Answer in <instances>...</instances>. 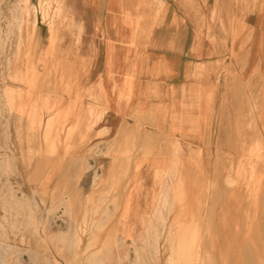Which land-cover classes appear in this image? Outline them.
Listing matches in <instances>:
<instances>
[{"label": "crops", "instance_id": "crops-1", "mask_svg": "<svg viewBox=\"0 0 264 264\" xmlns=\"http://www.w3.org/2000/svg\"><path fill=\"white\" fill-rule=\"evenodd\" d=\"M77 2L97 71L70 81L91 84L98 139L146 149L124 226L157 250L173 227L179 264H264V0Z\"/></svg>", "mask_w": 264, "mask_h": 264}, {"label": "rangeland", "instance_id": "rangeland-1", "mask_svg": "<svg viewBox=\"0 0 264 264\" xmlns=\"http://www.w3.org/2000/svg\"><path fill=\"white\" fill-rule=\"evenodd\" d=\"M47 1L41 8L38 0L29 1L39 23L27 44L16 33L19 0H0V264H90L92 258L103 264H179L173 260V227L157 250L139 241L137 227L124 226V169L146 149L135 137L115 144L98 139L103 135L93 129L100 114L93 113L91 88L77 89L91 84L70 81L97 71L90 17H77L80 0ZM41 10L53 19L51 27ZM72 12L84 21L83 33L70 23ZM52 116L58 122L49 129ZM108 159L119 171L110 186ZM102 190L107 198L96 206ZM167 206L165 218L172 213Z\"/></svg>", "mask_w": 264, "mask_h": 264}, {"label": "bare ground", "instance_id": "bare-ground-1", "mask_svg": "<svg viewBox=\"0 0 264 264\" xmlns=\"http://www.w3.org/2000/svg\"><path fill=\"white\" fill-rule=\"evenodd\" d=\"M29 1L30 0H19V14L15 15V24L17 27V34L19 35L18 38V42H21L22 35L24 37L25 42L28 44L30 42V39H32L34 33L36 32V30L38 29V23L39 20L37 18V11L36 9L33 10V16L31 17V13L29 12ZM39 4H40V8L41 7H45L48 1L47 0H38ZM49 8V7H48ZM65 8V7H64ZM64 10V9H63ZM62 10V12H63ZM61 12V13H62ZM55 13V12H54ZM74 13H70L69 14V18H70V23L72 25L77 26V28L83 33L84 28H85V23L84 21L81 19L79 21H76L74 19ZM61 15V14H60ZM41 17L43 21L48 20L49 21V25L50 27L53 25V19L50 18V15L48 12H46L45 10H41ZM54 18V17H53ZM57 18V17H56ZM60 19V18H59ZM56 20V19H55ZM58 21V20H57ZM25 24V28L23 27ZM68 24V23H67ZM55 29V28H54ZM9 31V29H8ZM8 33V32H7ZM35 41V40H34ZM35 43V42H34ZM19 52V51H18ZM25 73V72H24ZM23 73V74H24ZM21 80V79H20ZM6 92V91H4ZM5 96V95H4ZM6 97V96H5ZM7 101V100H6ZM7 104V103H6ZM10 110V109H9ZM21 111V110H20ZM66 113V112H65ZM29 114V113H28ZM57 114V113H56ZM92 114V111H91ZM59 116V114H57ZM65 115V114H64ZM94 115V114H93ZM58 116H52L48 119L47 121V126L49 129H51L54 125H56V123L58 122ZM7 117V116H6ZM95 117V116H93ZM63 118V116H62ZM100 117H96V121L99 119ZM38 119H41L38 117ZM61 119V118H60ZM64 119V118H63ZM62 121V120H61ZM78 124V123H77ZM73 128V127H72ZM77 128V127H76ZM68 130H72L71 126L70 129ZM75 131V130H74ZM73 131V132H74ZM16 132V131H15ZM18 132V131H17ZM63 132V131H62ZM50 136V135H49ZM65 143V142H64ZM55 145H53V150H55ZM11 159V158H10ZM9 160V159H8ZM10 168V167H9ZM252 174V173H251ZM74 178V177H73ZM93 184L95 185V187H98L100 185V183H98V180L96 178H93L92 180ZM170 189V188H169ZM161 192V191H160ZM107 194H108V190H102L98 195H97V202L95 203V205H102V202L107 198ZM55 198V197H54ZM163 199V198H162ZM35 200V199H34ZM37 201V199L35 200ZM54 201V199H53ZM57 201V200H56ZM162 203V202H161ZM36 204V203H35ZM38 206V205H37ZM36 206V208H37ZM168 207V206H167ZM160 208V207H159ZM41 215H43L41 213ZM48 215V213H47ZM40 218V217H39ZM52 219V218H51ZM85 219V218H84ZM84 222V221H83ZM147 223V222H146ZM43 225V224H42ZM41 228V227H40ZM39 228V230H40ZM44 228V227H43ZM46 228V227H45ZM45 228L43 230H45ZM42 230V228H41ZM151 231V230H150ZM153 236V235H152ZM9 247V246H8ZM3 252V251H2ZM6 255V254H5ZM90 264H103V260L98 259V258H92L88 260Z\"/></svg>", "mask_w": 264, "mask_h": 264}]
</instances>
